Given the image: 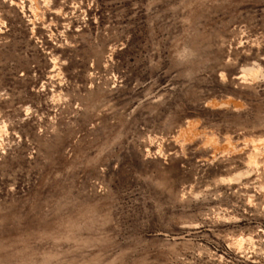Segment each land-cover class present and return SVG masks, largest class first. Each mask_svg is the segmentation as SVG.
<instances>
[{
	"label": "rangeland",
	"instance_id": "obj_1",
	"mask_svg": "<svg viewBox=\"0 0 264 264\" xmlns=\"http://www.w3.org/2000/svg\"><path fill=\"white\" fill-rule=\"evenodd\" d=\"M0 264H264V0H0Z\"/></svg>",
	"mask_w": 264,
	"mask_h": 264
}]
</instances>
